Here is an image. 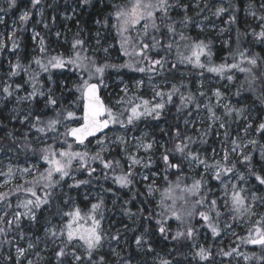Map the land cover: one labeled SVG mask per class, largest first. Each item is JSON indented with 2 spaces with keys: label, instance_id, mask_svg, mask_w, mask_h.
<instances>
[{
  "label": "snow or ice",
  "instance_id": "1",
  "mask_svg": "<svg viewBox=\"0 0 264 264\" xmlns=\"http://www.w3.org/2000/svg\"><path fill=\"white\" fill-rule=\"evenodd\" d=\"M5 3L0 13L17 6ZM29 4L7 36L0 33L4 264H138L132 245L153 264H264V111L255 114L256 105L264 109V47H251L264 46V0H245L243 30L235 0ZM45 8L56 14L46 17ZM89 11L90 29L80 22ZM34 14L43 31L33 25L27 45L18 33L29 31ZM222 18L225 27L216 23ZM211 33L228 50L219 62ZM185 71L199 78L195 91L183 78L154 83ZM126 73L141 75L126 81ZM206 74L219 86L206 87ZM146 83L151 98L141 95ZM135 201L154 208L134 211ZM53 205L58 222L46 216L41 224V211ZM117 212L121 221L108 220ZM241 222L245 235L236 231ZM37 226L43 235H29Z\"/></svg>",
  "mask_w": 264,
  "mask_h": 264
},
{
  "label": "rangeland",
  "instance_id": "2",
  "mask_svg": "<svg viewBox=\"0 0 264 264\" xmlns=\"http://www.w3.org/2000/svg\"><path fill=\"white\" fill-rule=\"evenodd\" d=\"M25 4H26V6L19 8V10H18L14 15H12L10 18H6V17L3 15V16H4V21H5V23L1 25L0 33H3V34L5 35V37L7 36V33L11 31V28H12L13 22L15 21V22L18 23V17H19V15L21 14V12L24 11L26 8H30L29 0H28ZM46 10L52 11V9L45 8V14H46ZM52 12H53V11H52ZM88 13H92V12L89 11V12H86V13H84V14H88ZM68 14H71V13L69 12ZM84 14H83V15H84ZM206 14H207V13H206ZM95 15H96V14L93 13V17L91 18V20L88 21L87 26H85V28L90 29V28H93V27H94V25H93V19L95 18ZM241 15H242V16H241V23H240V24H241L242 29H244V28L246 27V24H245V13H244V11H242V14H241ZM58 17H59V23H58L57 27H59V28H65V25H64L63 21L60 19V16H59V15H58ZM81 17H82V16H81ZM81 17H80V18H81ZM36 19H37V16L34 14V16H33V18H32V21H30V23H29V31H28V32H25L24 35H28V37H30V35H31V31H30V29H31V27H32L33 25H35V21H36ZM216 23H217L220 27H225V26H226V25L223 23V18H222V20H220V21H216ZM248 23H252L251 18H248ZM35 26H36L37 30H38L39 28L43 29V28H42V25H35ZM73 30H75V29H73ZM257 30H258V29H257ZM187 31H188L189 33H198V30H197L196 28H194V27L188 29ZM86 34H87V33L85 32V35H86ZM199 34H201V35H205V34H203V33H199ZM210 35L214 38V40L217 41V42L215 43V48H218V50H221V51H220V54L217 56L218 59H220L221 56H226L228 50H227L226 48L222 49V46H221V43H220V41L222 40V38L216 36L215 33H211ZM227 35H228V34H225V37H227ZM232 36H233V38H234V36H235V32H234V31H233V33H232ZM23 37H25V36H23ZM70 37H71V33H69V39H70ZM250 38H251V37H250ZM53 39H54V38H53ZM251 39H252V38H251ZM254 45H255L256 47H260V48L264 47V46H261V45H256V44H254ZM0 65H2V66H0V74H2L3 72L7 71V64H6L5 61L0 60ZM137 77H139V76H137ZM178 77H179V78H183V77H181L180 75H178ZM208 77H209L210 79L206 82V87L211 88V87H218V86H219V85H214V84L211 83V75H209ZM128 78H129V77H128ZM128 78L125 77V80L127 81ZM144 79L147 81V77H146V76L144 77ZM198 79H199V78H195V79L193 80V82H194L193 90H194V91H195V88H196V81H197ZM165 80L169 81L168 79H164L162 76H157L156 79H155V81H154V83H160V86H161V88H162L163 86L166 85V84H165ZM169 82H170V81H169ZM168 84H169V83H168ZM141 95H143L145 98H147V97H151V96H152L151 88L147 85V83L145 84V87L142 89V91H141ZM246 96H247V102H248L249 104H252L253 101H252L251 96H250L249 94H246ZM202 99H203V98H202ZM233 102H235V101H233ZM261 110H262V109H261L258 105H256V107H255V114L257 115V119L260 118V117H259V114L261 113ZM235 127H236V126L233 125V128H235ZM141 128H143V125H141ZM194 131H195L194 129H191V130H190L191 133H193ZM158 133H159V132L157 131V132H156V135H157ZM210 143L214 144V145L217 146V147L219 146V142L216 141L215 138H213L212 141H211ZM5 162H7L6 159H5ZM14 162H15V161H14ZM20 163H21V164L23 163V157L20 158ZM2 179H3V178L0 177V181H2ZM213 183H214V182H213ZM12 200H13V202H14V201H15V197H12ZM78 201H80V199H78ZM81 202H82V206H83L84 203H86V202H84V201H82V200H81ZM154 203H155V202H154ZM109 207H111V205H110V198H109ZM55 211H56V208L54 207V205H53V208L51 209V212H47V211H43V210H42L41 213H40L41 224H43V218L46 217V216L49 217V218H51V219L53 220L54 223L58 222L59 217L52 215ZM107 216H108V220H113V221H121V220H122V217H121L120 215H118V214H116L115 216H113L112 213H108ZM108 220L105 221V224H106V225H107V223H108ZM123 223H129V222L127 221V219H123ZM117 226H121V227H122V224H119V225H117ZM236 231H237L240 235H245V234H246V233H245V230H244L243 222H241V227H237V228H236ZM32 232H33V233H36L37 235L42 236V235H43V227H42V226H37V227H36V230H35V231H31V232L29 233V235H31ZM11 235H14V234H13V233H10V236H11ZM153 235H155V233H153ZM230 240H231V238L225 239L223 243H225V242H230ZM202 241H203V239H202ZM20 243H21V244H24L25 242H24V241H21ZM163 245H164L163 242H158L156 248H157V251H158V252H161V254H166L167 251L163 250V248H164ZM105 250L107 251V249H105ZM12 251H13V253H14V248L12 249ZM4 255H5V254H4V250L0 251V264H4V261H3V256H4ZM44 255H45V256L52 257L51 252H46V253H44ZM133 256H134V258L138 261V264H140V261H141L142 258H143L144 261H146V264H153L152 254H149L148 256L143 257V254H138V253H136V252H135V249H134ZM240 264H243V260H242V259L240 260Z\"/></svg>",
  "mask_w": 264,
  "mask_h": 264
},
{
  "label": "trees",
  "instance_id": "3",
  "mask_svg": "<svg viewBox=\"0 0 264 264\" xmlns=\"http://www.w3.org/2000/svg\"><path fill=\"white\" fill-rule=\"evenodd\" d=\"M27 1H28V0H17V6H16L15 8H13L11 11H8V12H6V13H0V15H4L6 18H10L12 15H14V14L19 10V8L26 6L25 3H26ZM235 2H236V3L241 7V9H242V10L240 11V13L238 14V20H239V24H238V26L242 29L240 23H241V16H242L241 14H242V11H243V6H244V4H245V0H235ZM0 6H4L5 8H7V5H6V3H5V0H0ZM54 14H56V13H54V12H52V11H49V10H46V14H45V16L50 18V17H51L52 15H54ZM33 16H34V15H33ZM92 17H93V13L84 14V15L80 18L81 27H85V26H87L88 21L91 20ZM58 23H59V17L57 16V25H58ZM0 28H1V25H0ZM38 30L43 31V29H41V28H39ZM242 30H243V29H242ZM189 34L192 35L193 37H195V36L198 35V33H189ZM18 35H23V36H25V37H24V43L27 44V45H31V40H30V37H28V35H24V33H23V34L18 33ZM199 35H201V34H199ZM201 36H203V35H201ZM70 39H71V37H70ZM250 41H251V38H250V36H249L248 39H247V41H245V42L242 44V46H245V47L249 46V43H248V42H250ZM251 47H252L255 51H261V49H262V48H260V47H256L254 44L251 45ZM216 49H218V48H216ZM115 55H118V53H115ZM121 59H123V58H121ZM215 59L217 60V62H219L218 57H216ZM194 72H195V70H193V73H194ZM132 75L140 76L141 74H131V73H126L125 77L128 78V77H130V76H132ZM178 75H180V73H175V74L167 73L165 76H162V77H163L164 79H168L170 82H176V83H179V81H180L182 78H179ZM209 75H211V74H206V76H209ZM195 78H198L195 74H192L191 76H189V75L187 74V72L185 71V76L183 77V79H185V80H191V81H192V83H191V85H190V86L192 87V89H193V85H194L193 80H194ZM165 87H170V83H169V84H166V85L163 86L162 88H165ZM193 91H194V90H193ZM147 98H151V97H147ZM201 99H202V98H201ZM173 111H174V110H173ZM262 111H264V109H262L261 112H262ZM168 121H169V123H171V121H172V116H171V114H170L169 117H168ZM190 134H191V132H190ZM2 135H3V133L0 132V136H2ZM157 136L159 137V136H160V133H158ZM165 139H166V138H165ZM127 195H128V194H125V196H127ZM139 199L142 200L143 197L141 196ZM78 202L81 203V206H82V202H81V200L78 201ZM141 206H143V207H145V208H154V201H153L152 203H148V204H144V205H141V204L139 203V201H135V202H133L132 205H130V207H132L134 211H135L137 208L141 207ZM54 207H55V205H54ZM54 213H55V212H54ZM117 214L119 215L118 212H117ZM170 223H172V227H173V228L176 227V225H175L174 222H170ZM35 230H36V228H33V229H31V230L29 231V233H30L31 231H35ZM32 233H33V232H32ZM133 235H134V233H128V237H129V241H130V242H131V238H132ZM202 239H203V237H201V240H202ZM153 242L156 244V247H157V243H158V242H163V241H160L159 238H158V236L153 235ZM229 243H230V242H225V243H223L222 246L227 247ZM163 244H164V245H163V246H164L163 250L167 251V247H166V245H165V242H163ZM168 247H170V245H169ZM134 249H135L134 245H132V247L129 249V251L132 253V255H133ZM3 250H4V254H7V252L9 251V249H8L7 246H4ZM249 250H250V246H249V248L242 249V251H245V252H247V251H249ZM46 257H47V261H49V262L53 260V257H49V256H46ZM133 257H134V256H133ZM217 259L219 260V258H217ZM233 264H236V262L233 261Z\"/></svg>",
  "mask_w": 264,
  "mask_h": 264
}]
</instances>
